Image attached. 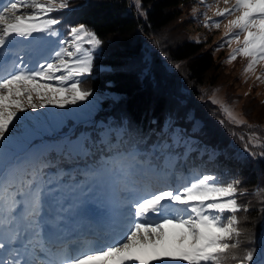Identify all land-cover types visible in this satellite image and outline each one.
I'll use <instances>...</instances> for the list:
<instances>
[{"label":"snow or ice","instance_id":"obj_1","mask_svg":"<svg viewBox=\"0 0 264 264\" xmlns=\"http://www.w3.org/2000/svg\"><path fill=\"white\" fill-rule=\"evenodd\" d=\"M134 3L145 15L141 0ZM223 3L215 15L236 18L228 20L219 47L242 44L227 62L245 57V73L254 72L264 62V0ZM70 7L71 0H0V264H264V231L256 247H241L239 213L249 206L239 203L248 194L240 180L181 170L191 138L161 130L150 150L107 131L44 149L32 142L27 122L35 128L39 110L87 101L93 91L84 78L111 70L98 63L106 49L93 29L68 23L65 34L57 27L68 18L52 14ZM141 63L147 77L154 54L145 50ZM221 111L234 127H255L228 107ZM192 124L196 132L203 128L195 118ZM232 135L248 156L264 158V138ZM203 151L210 159L218 155L215 148ZM226 158L248 163L242 153ZM262 193L257 185L252 195ZM259 203L264 213V199Z\"/></svg>","mask_w":264,"mask_h":264},{"label":"trees","instance_id":"obj_2","mask_svg":"<svg viewBox=\"0 0 264 264\" xmlns=\"http://www.w3.org/2000/svg\"><path fill=\"white\" fill-rule=\"evenodd\" d=\"M141 4L145 10L143 18L128 11V0H71L69 9L52 14L68 18L57 26L65 34V24L84 23L101 39L108 37L113 45L112 53L100 61L110 64L111 70L84 78V87L106 92L114 99H105L92 122L79 124L68 138H74L81 131L88 133L85 137L94 139H99L106 131L112 137L119 132L123 140L130 144L138 143L141 149L149 150L158 141L161 130L174 131L177 137L196 138L187 160L180 161L181 170L187 174L189 169H198L201 173H216L223 181L240 180L241 188H246L248 194L240 195L239 203L249 206L248 213H239V226L244 230L241 247H256L255 238L264 231L260 211L262 205L259 203L264 199V193L260 196L252 193L257 185L264 188V158L245 155L248 163L243 165L226 158L235 151L244 150V144L232 133L245 134L246 139V131L251 129L234 127L207 102L209 93L222 85L228 86L223 95L226 103L233 104L238 99L231 91L233 84L223 79L221 65L213 53L205 49V45L181 38L184 31L177 30L176 24L184 5L188 4L187 0H141ZM164 33L170 37V44L162 46L167 60L179 63L181 67L175 73L166 75L155 60L152 77H145L134 64L139 60L141 43L145 37ZM245 97L247 100L240 107L243 117L248 125L262 127L264 101L260 103L252 95ZM190 111L203 124L199 132L192 131V119L188 116ZM221 120L225 123L221 124ZM253 133L258 134L257 131ZM205 146L219 150L216 158H209L208 153L203 151ZM252 151L260 152L261 149L252 148ZM249 233L253 236L251 242L247 239Z\"/></svg>","mask_w":264,"mask_h":264},{"label":"rangeland","instance_id":"obj_3","mask_svg":"<svg viewBox=\"0 0 264 264\" xmlns=\"http://www.w3.org/2000/svg\"><path fill=\"white\" fill-rule=\"evenodd\" d=\"M187 1L188 4L184 5L183 13L179 18V23L176 24L178 28L177 30L183 29L184 31L181 34V38L201 43L202 45H205V49H208L213 53L214 57L222 67L221 71L223 72V79L227 80L228 84H233L231 91L233 94L238 96V99H236L233 104L228 105L223 96L228 86L221 85L209 93V95L207 96V102H209V104L214 107L215 111L218 112V114L222 115L224 118L225 116L222 114L221 106L230 108L238 119L246 121L240 110L243 102L247 100L245 96L252 95L253 98L257 99L260 103L264 101V62L258 64L254 72L249 73H245L244 71L248 63V59L245 57L237 56L234 61L228 63L227 61L229 59V56L232 54L233 49L241 47L242 44H237L235 41H233L231 45L225 44L224 47L219 46L227 39L225 33L227 32L226 25L228 23V20L235 19L236 17L229 16L227 17V19H224L215 15L217 8L222 10L225 7L223 0H204L203 4L200 2V0ZM128 2V11L134 12L137 16L143 18L144 15H141L137 11L134 0H128ZM234 2L235 0H232V3ZM206 5H211V7H206ZM143 11L145 10L143 9ZM216 20L222 21L219 28L204 27L206 23L210 24L211 21ZM167 34L168 33L160 35H150L149 37H145L143 39V42L141 43L142 51L138 58L139 60L134 63L138 66L140 71L142 67L141 57L145 50H150V53L154 54V61H158L157 64L162 69L164 74L171 75L177 71L173 68V63L165 59L166 54L162 49V46L164 47L166 43L170 44V37L167 36ZM171 34L174 35V32H172ZM175 38H177V36ZM101 40L104 42V48L106 49L105 56H107L112 53L113 45L110 43L108 37L102 38ZM240 40L241 42L243 41V36L240 37ZM46 47L47 46H45V50ZM218 47L219 50H217ZM32 54L34 58H39L41 53L33 52ZM8 59L10 60L11 57H9ZM25 59L27 60V57H25ZM98 63L102 62L98 61ZM103 64H106L109 67L111 66L107 63ZM152 74L153 73L151 72V77ZM95 75H97V73L94 71L92 76L89 77H93ZM257 77H260L261 79L258 80ZM92 91L93 95L90 96L87 101H81L77 105H69L64 109L48 106L45 109L39 110L40 121L35 128L32 127L31 121L27 122V131H29L32 142L37 146L38 149L65 144L69 139H71L68 138V136L72 132H74L76 126H78L79 124H90L95 114L102 109V102L105 101V99L111 100L113 98L106 92H102L97 89H92ZM182 93H184L185 95L187 94L186 92ZM29 115L36 116L37 113H32L31 110H29ZM188 116L189 119L193 120V111H190L188 113ZM196 120H199L201 122L200 119ZM250 129L251 130L246 131V137L248 133L257 131L258 134H254H256L260 138H264V124L262 127L259 125L255 128ZM192 131H195V129L193 128V124ZM85 134L86 136H88V133ZM85 134L81 131L71 140L75 141L77 138L83 139L85 138ZM191 140L192 143L197 142L196 138H191ZM242 149H244V147ZM253 149L256 150V148ZM235 153H242L243 155H247V153H244V150L241 152L235 151ZM256 158L260 157L257 156ZM160 179L163 181L165 178L161 177ZM262 215L264 220V213H262ZM262 223L264 224V222Z\"/></svg>","mask_w":264,"mask_h":264}]
</instances>
